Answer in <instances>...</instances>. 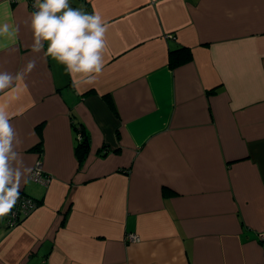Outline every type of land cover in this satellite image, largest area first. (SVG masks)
I'll return each instance as SVG.
<instances>
[{"label": "crops", "instance_id": "0c3cea01", "mask_svg": "<svg viewBox=\"0 0 264 264\" xmlns=\"http://www.w3.org/2000/svg\"><path fill=\"white\" fill-rule=\"evenodd\" d=\"M34 3L0 0L19 27L0 72L21 73L0 106L39 203L0 219V264H264V0H69L108 28L102 74L75 84L32 52Z\"/></svg>", "mask_w": 264, "mask_h": 264}, {"label": "clouds", "instance_id": "9594fccd", "mask_svg": "<svg viewBox=\"0 0 264 264\" xmlns=\"http://www.w3.org/2000/svg\"><path fill=\"white\" fill-rule=\"evenodd\" d=\"M31 15L30 28L33 34L31 50L44 53L65 66L74 84L78 77L81 81L92 83L102 74L104 54L107 48L106 33L108 28L98 13L88 14L79 8H73L69 0H35ZM19 32L8 23L0 24V39H11ZM34 60H29L25 72L35 68ZM21 73L13 75L0 72V91L12 88ZM10 116L0 106V219L11 214L21 195V180L25 173H31L23 164L20 153L16 150L20 141L10 122Z\"/></svg>", "mask_w": 264, "mask_h": 264}, {"label": "built area", "instance_id": "2783aa9c", "mask_svg": "<svg viewBox=\"0 0 264 264\" xmlns=\"http://www.w3.org/2000/svg\"><path fill=\"white\" fill-rule=\"evenodd\" d=\"M81 133V132H80ZM82 138V134H80ZM39 203L36 199L21 194L20 199L18 200L15 207L12 209V212L10 215L5 216L2 218L7 226H15L21 223L30 213H32L37 207ZM260 236L264 237V231L260 232ZM129 239L138 240L139 237L135 234H130L128 237Z\"/></svg>", "mask_w": 264, "mask_h": 264}, {"label": "trees", "instance_id": "16d2710c", "mask_svg": "<svg viewBox=\"0 0 264 264\" xmlns=\"http://www.w3.org/2000/svg\"><path fill=\"white\" fill-rule=\"evenodd\" d=\"M191 56L190 50L187 47L179 46L170 51V63L173 65L180 64L188 60ZM89 149V142L86 136L77 143L76 150L79 156L87 152Z\"/></svg>", "mask_w": 264, "mask_h": 264}]
</instances>
